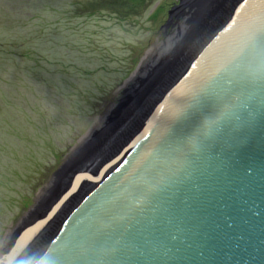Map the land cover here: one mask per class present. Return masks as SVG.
I'll list each match as a JSON object with an SVG mask.
<instances>
[{"label": "water", "instance_id": "1", "mask_svg": "<svg viewBox=\"0 0 264 264\" xmlns=\"http://www.w3.org/2000/svg\"><path fill=\"white\" fill-rule=\"evenodd\" d=\"M180 19L183 40L155 57L144 81V66L135 72L136 84L120 88L52 174L48 192L119 142L19 264H264V0H179L161 28ZM78 180L17 226L1 257L29 240Z\"/></svg>", "mask_w": 264, "mask_h": 264}, {"label": "rangeland", "instance_id": "2", "mask_svg": "<svg viewBox=\"0 0 264 264\" xmlns=\"http://www.w3.org/2000/svg\"><path fill=\"white\" fill-rule=\"evenodd\" d=\"M178 2L179 0H63V3L72 5L70 8L73 13L89 12L91 16L84 18L92 19L93 38H100L95 43L106 42V46L94 44L92 47L100 52L102 59H93L95 64L92 67L88 63L84 64L87 67L80 68V78L84 83L87 80L92 82L102 79L105 76L102 72L107 70L111 62H117L116 68L112 69L113 77L117 80L119 79L114 73L127 69L126 76L117 86H113L112 92L106 91L99 100L98 94L102 92L103 85L95 82L98 85L96 90L83 89L88 96L84 99L79 95L83 104L88 106L95 101L84 111L67 106L68 103L56 96L61 90H70L74 94L72 85L77 82V78H72L71 72L66 70V64L54 60L58 69L52 77H49L47 71L44 74L41 72L42 79L46 82L44 86L18 70L1 68L0 65V114L7 126L5 133L0 130V247L5 240L7 248L10 241L16 238L17 235H13L17 226L23 227L31 218L41 214L42 204L40 207L33 206L37 204L38 198L46 195L48 189H45L50 186L52 174L71 159L89 132L101 122L115 103L120 88L139 74L135 72H140L143 66L140 74L152 66L155 49L165 44L174 34L173 27L163 29L161 26L167 19L168 10ZM45 5H49L51 11L59 16L56 0H0V27L41 22L45 17L43 11L48 13L50 10L42 7ZM48 19L50 22L56 20L53 16ZM110 49L124 58L116 59ZM52 51L51 54L54 55L68 53L65 47L52 48ZM39 57L43 61L48 59L45 54ZM77 66L80 67L79 64ZM87 91L93 93V96ZM70 96L71 100L79 98ZM33 100L45 104L48 113L41 114L38 110L40 107ZM96 100L99 101L98 104ZM48 116L53 119L50 121ZM62 183L57 187L60 191L64 186ZM57 188L51 194L56 193Z\"/></svg>", "mask_w": 264, "mask_h": 264}, {"label": "trees", "instance_id": "3", "mask_svg": "<svg viewBox=\"0 0 264 264\" xmlns=\"http://www.w3.org/2000/svg\"><path fill=\"white\" fill-rule=\"evenodd\" d=\"M56 5L59 10V16H56L53 11H51L49 5H45L42 7L44 9L49 8L50 10L48 13L43 11L42 14L44 15L45 13V17L41 20V22L34 24L26 22L22 25L14 24L13 26L6 25L0 27V65L1 68L8 67L15 69V71L18 70L20 73L26 74L39 85L44 86L46 82L42 79L43 77L41 76V72L44 74L47 71L49 73V77H52L56 74L58 69L54 60L59 63L61 62L66 64V70L71 72L72 78H77V82L72 85L74 94L70 93V90H61L57 93V95L55 93L53 94L61 97V100L68 103L67 106L72 107L75 110L84 111L95 101L90 102L88 106L84 105L82 102L83 99H80L79 95H82L84 99H87L88 96L85 95V91H83V89L96 90L98 85H103L101 90L102 92L98 94L97 99L99 100V98L101 99L106 91L112 92L114 89L113 86H117L126 76L127 69H125V67L123 68L125 70L119 72L118 74L114 73V75L119 79L117 80L113 77L112 70L116 68L117 62H111L107 70L102 72L105 74L102 79H97L92 82L87 80L84 83L82 78H80V72H82L80 68L87 67L84 64L88 63L92 67L95 64L93 59H102L100 52L92 49V47L94 44L106 46V42L103 41L99 44L95 43V41L100 40V38H93L94 25L92 19L84 18L85 16H91L89 12L83 14L73 13L70 8L72 5L69 3H63V0H56ZM42 10L43 9H41L40 12H42ZM50 16H53L56 20L54 22H50L48 19ZM61 47H65L68 50V53L59 52L62 55L51 54L53 52L52 48ZM111 51L112 50L110 49V53ZM112 53L116 59L124 58V56H121L113 51ZM43 54L48 57L46 61L41 60L39 57V55ZM69 54L75 56H70ZM77 64H79L80 67H78ZM36 71L38 73H36ZM95 82H98V85H96ZM87 92L90 96H93V93L90 91ZM70 95H73V97L77 96L79 98L71 100L69 98L71 97ZM67 100H71V102ZM98 100H96L97 104L99 103ZM32 102L41 108H38L41 114L48 113L45 104L42 102V104H40L35 100ZM2 118L3 117L0 114V130L1 132L3 130L5 133L7 126ZM48 118L50 121L53 119L50 116H48Z\"/></svg>", "mask_w": 264, "mask_h": 264}, {"label": "bare ground", "instance_id": "4", "mask_svg": "<svg viewBox=\"0 0 264 264\" xmlns=\"http://www.w3.org/2000/svg\"><path fill=\"white\" fill-rule=\"evenodd\" d=\"M218 15L219 14H217V15L213 14V16L210 18L211 20H209V21L212 22L215 18H217ZM172 27L175 29L173 36L170 37L169 39H167L165 44H162L155 49V53H154L155 57L160 56L162 52H164L166 49H168L171 46V44L173 43V41L176 40V38L179 42H181L183 40V38H184V31L182 28L183 22L182 21L180 23L175 22V24H173ZM209 35H210V33H208L207 30H205L204 33L202 35H200V38H198L199 36L197 35V36H195L193 41L200 39L198 42H201L204 38H207ZM179 58L183 59V55H181ZM179 67L181 68L183 66L181 64H179ZM152 69H153V67L149 71L148 70H147V72L144 71L141 74V76L142 75L143 76H142L140 82L144 81L149 76V72ZM176 73L177 72L175 71L173 75L168 74L166 77V80L168 81L169 76H170V79L174 78ZM137 76H139V75H137ZM136 79H137V77H133L132 79H130V81L134 82L133 84L135 85ZM150 83H151V79L144 84H146V86H147ZM138 87H140V84H138ZM114 138L116 139V137H114ZM115 139H114L113 144H111L110 146L104 147L101 151L98 150L97 152H95L96 154L99 152V154L97 156H95V153H92V154L90 153L88 156V159H85V161L82 163V165H80L79 167H76L74 169L76 172L74 170L71 171L72 173L69 172L66 175V179L63 180L62 185H64V186H62L61 191L59 190V188H57L56 193L51 194V192H48V190H47L46 195L43 197V199L45 200L43 202H46V203L42 202V206L40 205L41 209H42L41 210L42 214L45 213V210H47V208L49 207V205L51 204L52 200L55 197H56L55 199L58 200L60 197L63 196V194L66 192V190L70 187V184H69L70 180L72 182V180L76 179L77 177L80 178V180H78V182L76 184H72V186H71L72 189H70L71 192L68 195L64 196V198L60 202V205L58 206L56 211L53 213V215L43 225L37 227L34 230V233L32 234V236L29 240H27L26 242H24L23 244H20L17 248H15L12 256L8 260H7V258H5V255L3 257H1V256L5 253L4 250L6 249L7 251H9L11 249V246L9 244L7 248H4L7 241L4 240L2 242L3 243L1 246L2 248H0V250H1L0 264H19L23 254L26 253L27 250L30 249L33 244H35V241L38 238H40L41 235L44 237L47 236V231L50 230V227L57 222V220L61 217V215L65 214V212L67 211V208H68L69 204L71 203V201L74 199L75 196H77L79 194V191L82 188L80 186L87 184L93 178L94 174L99 172V170L102 168V166H100V165H102L107 160V158L109 156L113 155V150H116L117 145L119 144V142L116 141ZM110 142H111V140H110ZM74 172H75V174H74ZM54 189H56V188H54ZM62 189H63V191H62ZM46 198H47V200H46ZM34 219L31 218L30 222H28L26 224L31 223L32 221H34ZM45 231H46V233H45ZM38 241L39 240H37L36 243Z\"/></svg>", "mask_w": 264, "mask_h": 264}]
</instances>
